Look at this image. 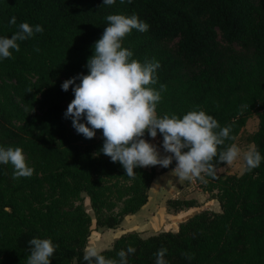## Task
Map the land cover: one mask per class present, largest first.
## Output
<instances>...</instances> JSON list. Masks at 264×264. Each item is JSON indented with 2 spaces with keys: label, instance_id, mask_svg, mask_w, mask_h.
Instances as JSON below:
<instances>
[{
  "label": "trees",
  "instance_id": "trees-1",
  "mask_svg": "<svg viewBox=\"0 0 264 264\" xmlns=\"http://www.w3.org/2000/svg\"><path fill=\"white\" fill-rule=\"evenodd\" d=\"M110 14L136 15L150 25L144 33L133 29L122 47L141 63L159 62L158 83L150 85L166 86L158 117L203 110L235 136L219 152L236 144L257 114L258 129L244 136L264 157V0H116L112 6L103 0H0V37L10 38L24 22L44 29L18 41L13 58L0 59V147L21 148L34 169L30 178L14 180L11 163L0 164V264H27L32 238L59 245L51 264H87L93 216L85 198L97 227L117 228L148 202L162 171L140 167L129 178L101 151L102 130L86 139L65 117L74 85L68 91L61 85L89 74L87 60ZM13 16L16 25L9 24ZM175 165L173 160L163 172ZM205 179L198 184L216 191L221 211L201 210L176 231L125 233L100 253L119 261L117 253L132 246L128 264H155L163 246L167 264H264V159L251 172H217ZM195 204L170 201L176 209Z\"/></svg>",
  "mask_w": 264,
  "mask_h": 264
},
{
  "label": "clouds",
  "instance_id": "clouds-1",
  "mask_svg": "<svg viewBox=\"0 0 264 264\" xmlns=\"http://www.w3.org/2000/svg\"><path fill=\"white\" fill-rule=\"evenodd\" d=\"M116 0H103L106 6H112ZM121 4L125 0H120ZM131 4L132 0H127ZM107 26L94 44V53L88 58L86 67L89 74H79L64 81L62 90L68 91L73 86L74 99L68 105L65 117L72 118V125L78 134L92 139L96 130H102L104 143L101 151L119 162L129 178H135L134 169L149 166L168 168L173 160L176 166L172 173L180 181L200 180L207 183L205 177L216 178L218 171L233 165L238 158H243L245 171L251 172L260 166L262 159L255 146L241 152L235 144L218 152V147L226 140H235L230 126L221 128L218 121L203 110L190 111L182 118L175 114L157 115V105L162 99L161 93L166 90L160 85L156 90L159 62L133 59V52L122 47L123 39L135 29L147 32L150 25L141 21L136 15L110 14L106 16ZM16 25V17L9 20ZM44 31L41 25L31 26L24 22L18 25L11 37H0V59L13 58V50L20 51L18 41L31 38ZM76 80H80L77 84ZM32 90H29V93ZM87 123H82L81 119ZM90 125L91 127H89ZM163 136V149L170 155L161 156L157 147L145 139L147 132L153 139L157 132ZM215 158V162H214ZM14 168L12 179L30 178L34 169L26 164L23 150L19 147H0V164H9ZM225 165L221 167L220 165ZM218 166H220L218 168ZM31 249L27 264H51L59 245L51 239L32 238L28 241ZM136 249L128 246L127 251L120 250L119 261L108 259L100 253L94 244L84 249L83 260L87 264H128V254ZM167 249L161 247L154 255L155 264H167ZM191 260L194 254L184 253Z\"/></svg>",
  "mask_w": 264,
  "mask_h": 264
},
{
  "label": "crops",
  "instance_id": "crops-1",
  "mask_svg": "<svg viewBox=\"0 0 264 264\" xmlns=\"http://www.w3.org/2000/svg\"><path fill=\"white\" fill-rule=\"evenodd\" d=\"M147 142L155 145L160 152L161 156L170 155L165 153L163 149V136H156L155 139L152 137L145 139ZM224 167V166H222ZM161 166L157 165V169L160 170ZM229 167H224L223 169L228 171H218L219 173H234L232 170L228 169ZM174 168L161 172L155 180L153 181L150 188V196L148 202L135 214L127 215L122 223L117 228H104L100 229L99 233L107 232L113 236V241L125 233L128 232H139L144 236L162 231V230H173L176 231L179 228L181 222L185 221L189 217L193 216L195 213L203 209H208L207 203L202 200V193L198 191H192L186 195L182 192H186L184 181L178 180L174 177L175 180H171L173 175L172 170ZM174 176V175H173ZM200 189V188H198ZM202 191V190H201ZM204 192V190H203ZM208 193V192H207ZM185 197L184 199H193L196 201V204L190 207L172 209L170 206V200H174L179 197ZM165 200H168L165 202ZM215 203L211 204L213 211H221V205L219 200L216 198L212 199ZM215 205V206H214ZM212 210V209H211ZM165 228H162V227ZM113 242V244H114ZM109 247L103 249L111 248ZM98 243L95 245L98 248ZM103 249H98L99 251Z\"/></svg>",
  "mask_w": 264,
  "mask_h": 264
},
{
  "label": "rangeland",
  "instance_id": "rangeland-1",
  "mask_svg": "<svg viewBox=\"0 0 264 264\" xmlns=\"http://www.w3.org/2000/svg\"><path fill=\"white\" fill-rule=\"evenodd\" d=\"M258 127H259V117H258L257 114H254L247 122V125H246V128H245V134L246 133L255 132L258 129ZM245 134L243 133L242 136L238 139V141L236 143V145L241 149L242 153H243V151L247 150L248 148L254 146L253 143H247V141L245 139V136H244ZM29 165L30 164H28V166ZM228 167H229L228 169L232 170L234 173L242 174L244 169H245V164H244L242 155H241L240 158L237 159V161L233 165L228 166ZM161 169H162V171H160ZM163 169H164V167H161L160 170L159 169L158 170L160 172H163ZM223 171H228V170L223 169ZM173 175L170 178L171 180H175L174 177H176V176L175 175L173 176ZM196 180H192V181L185 180L184 181V183H185L184 186L186 188V192H182V194L186 195V194H188V193H190L192 191H198L199 193H202V198L201 199L205 201L204 203H207V205H209L207 207L208 208L207 210H211L212 209L211 211H213V207L212 206H213L214 203L216 205V201L213 202L212 199L215 198L214 195H215L216 191H215V193L214 192L213 193H210V192L207 193V191L203 192V189L199 186L198 181H196ZM198 188H200V189H198ZM180 196H182V195L180 194L179 197L176 198V199H184L185 198V197H180ZM166 201H168V200H165V202ZM84 204L86 205L87 209L89 210V212L93 216V225H92L93 231H92V234H91V237H90L88 245L89 244L96 245L98 243L99 244L98 245V249H103L105 247H109L114 242L113 241V236L111 234H109V233L107 234V232H104V231L101 232L102 234L99 233V230L100 229H104V228H99V227L96 226V221H95V217H94V211H93V209L90 206L89 197L85 198ZM211 204H212V206H211ZM170 208H171V210L172 209H176V208H174V206H171ZM203 210H206V209H203ZM162 228H165V227L163 226Z\"/></svg>",
  "mask_w": 264,
  "mask_h": 264
},
{
  "label": "built area",
  "instance_id": "built-area-1",
  "mask_svg": "<svg viewBox=\"0 0 264 264\" xmlns=\"http://www.w3.org/2000/svg\"><path fill=\"white\" fill-rule=\"evenodd\" d=\"M176 166V165H175ZM197 181V180H196Z\"/></svg>",
  "mask_w": 264,
  "mask_h": 264
}]
</instances>
